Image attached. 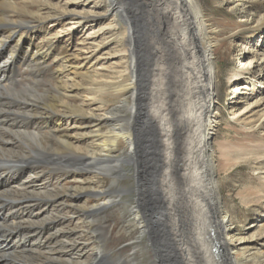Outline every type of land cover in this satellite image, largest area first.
<instances>
[{"label":"bare ground","instance_id":"1","mask_svg":"<svg viewBox=\"0 0 264 264\" xmlns=\"http://www.w3.org/2000/svg\"><path fill=\"white\" fill-rule=\"evenodd\" d=\"M14 1L0 0V248L7 247L0 250V264H82L78 260L87 258L82 257L86 245L74 242L71 233L61 229L63 221H58L61 217L58 206L63 198L57 193V182L70 174L77 181L83 174L97 170L100 163L121 159L122 152L131 158L136 152L137 139L134 126L123 124L117 109L99 112L98 107L95 109L99 113L92 114L96 121L91 126L104 125L105 132L91 131L89 137L95 149L90 151L87 145L89 154L98 157L71 153L67 139H61L68 135L66 126L61 127L63 114L73 108L81 109L69 104L67 97L81 84L88 83L90 93L121 98L124 111L132 117L140 84L134 79V71L129 77L116 72L95 73L74 82L75 73L68 74L71 65L67 63V49L60 47L55 54V46L50 42L34 46L30 34L47 29L33 31L28 27L18 18ZM116 1L107 0L113 18L118 13ZM135 1L145 15L153 16L149 25L157 31L150 46L153 63L146 87L150 93L157 82L159 94L163 93L157 105L147 102L137 112L150 132L146 133L150 135L145 146L150 149L155 145L150 151L157 160L158 178L153 176L152 180L160 187V193L156 194L164 238L160 244L151 242L156 258L161 264H264L253 256L243 258L237 227L230 222V212L223 206L210 149V139L218 124V115L212 112L217 100L213 90L218 85L212 57L230 45L237 34L253 35L264 29V0H237L243 2L237 11L239 20L226 23L206 17L199 0ZM71 21L77 24L76 19ZM127 32L130 38L131 30ZM26 39L29 41L22 51ZM9 41L15 44L9 45ZM52 53L56 64L48 73L50 68L43 64ZM20 61L25 62L35 82L26 85L22 78L14 77V65ZM249 65L247 61L241 66ZM174 72L178 87L172 100L164 91ZM45 77L50 82H45ZM238 87L242 89L237 86L235 90ZM90 110L87 106L83 112ZM43 129L49 133L46 135ZM77 135L85 137L82 131ZM113 172L118 179L120 174L115 169ZM52 182L56 187L47 190ZM35 188L39 190L36 192ZM94 189L85 195V202L92 197L96 202L81 210L87 216L86 221L80 218L85 225L86 243L93 247L89 264L98 263L104 256L101 242L105 226L98 224L95 217L103 211L105 202L115 203L114 194L120 192ZM72 195L66 192L63 197ZM129 214L140 233L144 232L148 224L140 202L129 209ZM134 259L132 256L126 264H136ZM115 264L125 263L118 260Z\"/></svg>","mask_w":264,"mask_h":264},{"label":"rangeland","instance_id":"2","mask_svg":"<svg viewBox=\"0 0 264 264\" xmlns=\"http://www.w3.org/2000/svg\"><path fill=\"white\" fill-rule=\"evenodd\" d=\"M14 2L18 18L27 23L28 27H32L33 31L47 29L45 32H34L33 35L29 33L34 46L46 45L50 42L55 46V54L60 47L67 49V63L71 65L68 74L72 76L75 73L74 82L82 80V77L93 76L95 73L116 72L129 77L132 75L131 71L135 72H133L134 79L140 84V89L136 93V110H133L132 117L124 111L125 103L121 98L115 99L107 95L98 96L90 93L87 91L88 83L81 84L82 87L75 89L67 97L69 104L81 109L76 111L73 108L72 111L63 114L64 119L62 118L64 124L61 127L66 126L68 135L62 136L61 139H67L70 144L68 151L71 153L98 157L97 154H89L87 145H90V151L95 149L94 141L89 137L91 131L99 134L105 132L104 125L91 126L96 121L92 114L95 112L98 114L105 111L104 109H117L123 124L134 126L137 140L136 152L131 158L121 151L123 158L100 163L96 167L97 170L83 174L77 181L72 180L71 174L59 179L57 193L61 194L63 199H61L62 205L58 206L61 207V217L58 221H63L61 229L71 233L74 242L86 245L82 257L87 258H80L78 261L89 264L93 247L92 244L86 243L84 237L85 225L81 219L86 221L87 216L81 210L85 206L93 205L96 200L92 197L85 202V195L93 193L95 187L97 188L94 190L119 189L120 192L114 194L115 203L102 201L105 202V208L95 217L96 222L105 227L101 242V245H104V256L94 264H115L118 260H123L126 264L132 256L136 264H161L151 247V242L160 244L164 238L162 212L157 198L160 187L152 180L153 176L158 178L155 176L157 160L150 151L155 145H151L150 149L145 146L150 135L146 133L150 132L145 119L137 114L147 102L149 105H157L163 94L162 92L161 95L159 94L157 89L159 87L156 88L157 82L150 93L146 87L149 68L153 63L149 55L150 46L157 37V31H154L156 28L149 25V18L153 16L145 15L141 5L135 0H117L118 13L114 18L108 12L107 0H15ZM199 2L206 17L223 23L239 20L237 11L241 9L243 3L237 0H199ZM73 19L77 20L76 25L70 23ZM128 29L132 33L130 38ZM28 41L29 39L25 40L22 51H25ZM8 44L15 43L9 41ZM54 53L43 64L50 68L48 73L56 64L53 61ZM212 58L217 71L218 84L217 89L213 90L217 100L212 108V112L218 115V124L215 125L216 131L210 139L213 164L216 167L215 178L219 182L223 206L230 212V222L237 227V238L241 239L237 242L243 258L253 256L258 262H264L262 257L264 255V29L253 35L237 34L230 45L225 46ZM247 61L251 65L241 66ZM132 62H134L133 66ZM170 70L173 72L172 69ZM175 74V72L170 74V81L166 84V92L164 91L172 96V100L178 87ZM16 76L22 78L26 85L31 81L35 82L23 61L14 65V77ZM47 78L49 77H45L44 81L50 82ZM47 85L46 87H50ZM237 86H241L242 89L238 87L235 90ZM87 106L91 109L89 113L83 112ZM98 107H100L99 112L95 109ZM41 131L46 135L49 133L47 129ZM80 131L84 132L85 137L80 138L77 135ZM113 169L120 174L118 179L114 178ZM55 187L56 183L50 184L47 190ZM38 190L39 188L34 189L36 192ZM157 191L159 192L156 194ZM66 192L74 196L64 198L63 194ZM138 202L141 204V210L145 211V220L148 224L147 229L142 233H140L141 229L132 222L129 214V209ZM40 219L39 217L38 220ZM151 229L156 233L152 234ZM146 231H149V237ZM79 247L83 249L81 245ZM3 249L7 247L0 248L1 251Z\"/></svg>","mask_w":264,"mask_h":264}]
</instances>
